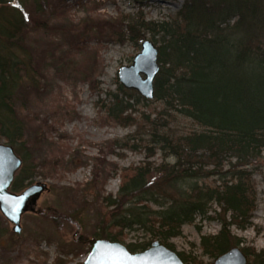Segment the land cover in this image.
<instances>
[{
	"label": "trees",
	"instance_id": "obj_1",
	"mask_svg": "<svg viewBox=\"0 0 264 264\" xmlns=\"http://www.w3.org/2000/svg\"><path fill=\"white\" fill-rule=\"evenodd\" d=\"M55 1L62 4L65 0ZM45 10L47 5L40 0L0 6V142L10 145L22 161L10 186L14 193L22 192L36 177L60 179V171L78 159L85 165L78 151L68 155L65 144L52 140L50 132L56 131L55 124L46 120L48 116L71 119L74 108L58 103L42 117L26 109L31 92L40 95L47 89L39 68L42 58L60 61L65 69L74 62L64 60L62 49L51 48L52 53L44 50L41 56L29 52L25 45L29 28L49 29ZM91 21L85 23V29L65 23L57 30L72 47L82 37L104 35V31L123 39L122 18ZM125 27L135 45L145 34L159 37V71L152 100L161 101L199 129L176 134L158 122V115L151 120L144 113L137 122L128 112L134 111L131 102L143 99L138 93L121 85L116 93H107L108 102L100 106L104 112L101 122L135 127L137 133L147 126L152 147L145 146L143 163L121 169L108 165L104 156L92 158V189L97 188L103 172L120 177L117 194L102 199L112 211L107 221L100 220L95 237L124 244L131 252L144 251L154 241L173 251L171 239L181 235L183 225L200 216L221 225L216 234L200 238L202 254L216 259L241 243L231 234V227L242 230L250 226L256 208L250 169L264 152V0H182L169 21L139 19ZM95 65L92 58L91 67ZM92 71L83 73L90 87L96 82ZM118 145L127 147L113 142V146ZM156 150L163 157H173L174 162H149ZM209 179H213L212 184L200 183ZM72 192L73 197H82L79 192L83 191ZM211 204L219 208L214 216L209 214ZM41 214L54 221H73L51 207ZM131 231H141L149 240L126 244ZM242 251L249 258L248 264H264V252L253 248ZM176 254L184 264H201L191 253ZM7 257L8 253H0L1 260Z\"/></svg>",
	"mask_w": 264,
	"mask_h": 264
},
{
	"label": "rangeland",
	"instance_id": "obj_2",
	"mask_svg": "<svg viewBox=\"0 0 264 264\" xmlns=\"http://www.w3.org/2000/svg\"><path fill=\"white\" fill-rule=\"evenodd\" d=\"M40 1L47 5L43 17L49 29L42 31L29 28L25 45L29 52L35 51L41 56L44 50L52 53L51 50L62 49L65 52L64 60L71 59L74 62L65 69L60 61L52 62L50 59L46 61L47 57L42 58L39 68L46 79L47 89L40 95L31 92L26 99V109L31 114L42 117L58 103L60 106L68 105L74 108L75 116L71 119L58 120L48 116L46 120L47 124H55L56 131L50 132L52 140L65 144L68 147V155L78 151L85 158V165L78 159L75 165H67L60 171V179L36 177L33 180L32 184L45 183L48 190L41 194L36 202L39 213L27 212L21 216L20 234L13 233L12 224L0 213V253L6 252L9 255L7 259L0 258V264H82L87 256V246H90L88 243L84 244V239L88 242L96 239L95 233L99 229L100 220L104 218L107 221L112 211L102 199L114 197L120 185L117 173L103 172L97 188L92 189V158L104 156L108 165L116 164L117 168L121 169L143 163L147 154L145 146L152 147V138L147 126L137 133L135 127L101 122L104 112L100 106L108 102L107 93H116L120 85L118 70L122 66L132 64L144 40L152 41L155 46L160 44L158 36L153 38L151 34H145L144 40L135 45L128 39L125 24L139 19L169 21L180 9L182 0H149L144 3L132 0H65L62 4L55 0ZM16 2L17 0L14 1ZM119 18H122L124 25L121 29L123 39H120L119 35L108 36L104 31V35L82 37L77 46L72 47L57 30L65 23L85 29V23L89 20L113 21ZM92 58H95V67H91ZM90 71L96 78L94 87H90L83 77V73ZM143 99L137 98L136 102L130 103L134 111L130 110L128 114L137 122L140 121V114L144 113L149 115L151 120L156 119L158 115V122H163L166 130L176 134H186L199 129L190 119L169 110L161 101ZM115 141L118 144L124 143L127 147L113 146ZM68 157L66 156L65 160ZM148 161L159 164L172 163L174 159L163 157V154L156 150ZM250 170L256 190V208L250 219L251 225L242 230L231 227V234L242 240L238 246L233 247H239L241 251L243 248H253L258 253L264 252V152L259 160L253 162ZM212 180H203L200 183L212 184ZM75 189L83 191L79 192L83 200L82 197H73L72 190ZM49 207L73 221L62 219L59 222L42 215L41 212ZM218 211L219 208L215 204L210 205V216H214V212ZM220 229L218 221L197 216L192 224L183 225L181 235L171 239L170 243L175 253H191L201 264H213L215 258L202 254L200 238L214 235ZM147 240L149 237L141 231H131L127 233L125 243Z\"/></svg>",
	"mask_w": 264,
	"mask_h": 264
},
{
	"label": "water",
	"instance_id": "obj_3",
	"mask_svg": "<svg viewBox=\"0 0 264 264\" xmlns=\"http://www.w3.org/2000/svg\"><path fill=\"white\" fill-rule=\"evenodd\" d=\"M14 1L0 0V6L11 5ZM140 48L132 64L118 70L117 78L124 89L135 91L150 101L154 96V79L159 71L158 50L150 40H144ZM21 164L14 149L0 142V213L12 224L15 234L21 233L20 218L23 214L39 213L36 202L48 190L45 183L36 182L20 193L10 191ZM89 244L90 250L82 264H184L174 251L159 241L152 242L140 252H131L124 244L101 238L93 239ZM213 264H248V258L239 247H232L218 256Z\"/></svg>",
	"mask_w": 264,
	"mask_h": 264
}]
</instances>
